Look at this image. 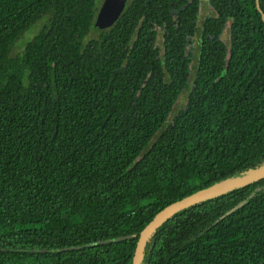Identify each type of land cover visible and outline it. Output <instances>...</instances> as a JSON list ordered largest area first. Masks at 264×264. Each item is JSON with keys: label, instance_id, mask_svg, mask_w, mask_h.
<instances>
[{"label": "trees", "instance_id": "obj_1", "mask_svg": "<svg viewBox=\"0 0 264 264\" xmlns=\"http://www.w3.org/2000/svg\"><path fill=\"white\" fill-rule=\"evenodd\" d=\"M206 1L0 0V264H132L264 167V0ZM139 264H264V176Z\"/></svg>", "mask_w": 264, "mask_h": 264}, {"label": "water", "instance_id": "obj_2", "mask_svg": "<svg viewBox=\"0 0 264 264\" xmlns=\"http://www.w3.org/2000/svg\"><path fill=\"white\" fill-rule=\"evenodd\" d=\"M126 2L127 0H102L94 20V31H99L111 26L122 13ZM262 17L264 18L263 14ZM263 176L264 167L232 181L214 183L164 207L141 230L135 247L132 264H139L142 258V249L148 236L173 213L192 203H195L198 200L229 191L247 182L257 180Z\"/></svg>", "mask_w": 264, "mask_h": 264}, {"label": "rangeland", "instance_id": "obj_3", "mask_svg": "<svg viewBox=\"0 0 264 264\" xmlns=\"http://www.w3.org/2000/svg\"><path fill=\"white\" fill-rule=\"evenodd\" d=\"M101 1L102 0H97V2H96L97 8L100 6ZM200 1H201V11L199 14V23L206 14H209L211 12V10L207 4V1L206 0H200ZM43 21L44 20L42 19L41 21L37 22L31 29H29L25 33V35L23 36L22 39L17 41L16 47L14 48V53L20 51L23 48L25 41L28 40L40 28ZM187 92H188V89H185V91L180 95V97L176 103V108H178L184 102L186 95H187ZM2 229L3 228L0 227V230H2ZM2 231H4V230H2Z\"/></svg>", "mask_w": 264, "mask_h": 264}]
</instances>
